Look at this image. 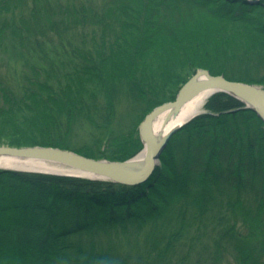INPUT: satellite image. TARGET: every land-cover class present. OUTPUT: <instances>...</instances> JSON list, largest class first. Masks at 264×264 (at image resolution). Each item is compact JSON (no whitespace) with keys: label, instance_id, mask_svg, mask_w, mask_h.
<instances>
[{"label":"trees","instance_id":"obj_1","mask_svg":"<svg viewBox=\"0 0 264 264\" xmlns=\"http://www.w3.org/2000/svg\"><path fill=\"white\" fill-rule=\"evenodd\" d=\"M160 1L158 6L154 0H103L92 5L81 1L77 6L75 0H0V7L19 9L30 19L63 12L67 19H48L49 27L61 41L67 38L72 48L47 51L38 45L39 55L30 41L27 54L18 47L10 54L11 61L31 65L32 76L21 75L20 83H26L17 91L8 84L0 86V117L18 110L25 121L34 122L38 137L9 146L58 147L88 158L125 161L143 148L138 127L145 116L174 101L199 70L264 86V75L262 80L251 72L264 61V23L261 34L253 32L237 41L228 40L231 34L224 33L222 41L214 37L209 44L202 34L212 31L203 22L201 29L183 23L180 29L173 23H165L168 29L163 31L153 28L160 25L155 14L173 10L177 3ZM197 1L204 8L220 2L212 8L214 13L237 25L258 22L253 15L264 9V0ZM87 26L100 31L101 43L93 52L85 45L77 47L75 31L83 34ZM146 28L176 49L168 50L169 56L153 69L137 60L143 45L148 47ZM111 30L115 40L107 46L104 41H110ZM127 33L135 37L134 42L127 44ZM3 34L1 29L0 39ZM105 65L116 66L119 75L113 76ZM57 66L89 86L80 81L81 93L58 94L54 91ZM123 96L132 97L138 105L126 119L140 117L138 148L131 155L124 154L125 134L115 127L120 124L115 103ZM29 98L40 107L26 106ZM245 106L230 95H212L204 106L206 112L180 129L165 158L162 152L161 165L152 177L137 185L0 170V264H190L208 236L214 237L222 264L220 255L232 248L238 264H260L264 255V122ZM43 111L48 120H37ZM86 125L91 133L84 130ZM4 132L15 137L23 133L0 128V134ZM103 142L106 147L97 158L91 152Z\"/></svg>","mask_w":264,"mask_h":264},{"label":"rangeland","instance_id":"obj_2","mask_svg":"<svg viewBox=\"0 0 264 264\" xmlns=\"http://www.w3.org/2000/svg\"><path fill=\"white\" fill-rule=\"evenodd\" d=\"M75 1H76V5L80 6L81 1L83 2L84 5L85 4L92 5V3L100 4V2H102L103 0H75ZM31 3L32 2L30 1L29 4L31 5ZM160 3H162L160 0H154V6H158V4ZM65 5L66 3L61 4L62 9L63 7H65ZM214 6L219 7L220 2L217 1L216 4L210 3L209 7L204 8L200 6L199 1L197 0H177V3L173 10L165 11L164 9H161L158 12V14H155V18H154L155 23L157 22L160 25H154L153 28H157L159 26L161 31H163L162 29H168L165 26L166 25L165 23H168V25L173 23V24H176L175 26L178 25L177 27L178 29H180L179 25L181 26L183 23L187 27L198 26L201 29V24L203 22L208 26V29L212 31L210 35L207 32H204L202 34V36L209 38L210 40L209 44H213L212 40H215L214 37L218 38L219 41L220 40L222 41L221 35L224 33L231 34L228 40L236 39L237 41H242L245 36L251 35L253 32L254 34L255 33L261 34L259 28H260V25L264 23V9L259 10V12L253 15L254 18L258 19V22L254 20V22L257 23L256 25L254 24V22L246 23L247 25H237L235 23H232L227 18H223V17H220L219 15H216V13H214V11L212 10ZM8 9L9 8L0 7V30L4 29V34L2 35L0 39V86L2 84H8L14 91H17L18 87L26 83L24 80H22L23 84H21L19 77L21 75H23V77L28 76V73L30 74V76H32V74L30 71L31 65L29 64L24 65V64L18 63L17 61L10 60V54L16 49V47L19 48V52H22L23 55L28 53L29 50L27 46H31L30 41L33 42L34 45L36 46L35 49H37L39 55L42 53V51L40 52V50L42 49L37 47L38 45L44 46V48L47 51L54 49L55 47H58L59 49L63 48L64 51H70L72 50V48L69 46V42H68L69 40H67V38H64V40L61 41L59 37L55 34L56 31H53L49 27L48 19H51L55 22L67 19L66 15H64L63 12L57 11L55 12L54 15L50 14V16L48 17L47 15L45 16L44 14L42 18L38 17L37 19H30L29 17L30 15H28L27 13H26L27 15L25 14V16L23 17L22 14L18 11L19 9H15V8H12L10 10ZM23 18H27L30 20L23 21ZM85 29L87 30L83 34H82V30L80 29L79 30L81 31V33L79 32V30L75 31V35H77L79 39V43L77 47L81 46L84 48V45H85L86 50H88V52H93L95 48L96 49L98 48L96 47V45H99V43H101L100 31L98 28L96 31H93L90 29L89 26H87V28ZM146 29H147L146 32L148 34H146L145 37H150V38L147 39L144 37V40L146 42V45H148V47H144L143 45V47L140 50L139 56L137 57V60L141 66H145L149 69H153L157 67L158 63H161V61L163 60L162 58L165 55L169 56L168 50H171L172 52H174L176 49L173 43H171L168 40H165L164 38H161V36L154 37L152 28H146ZM39 30H43L44 32L40 33ZM150 32H151V35L149 34ZM43 33L48 34L49 38L44 37L42 35ZM115 34L116 33L113 30H111V35L110 34L107 35L108 38L110 37V41L107 38H105L104 44L108 46L109 42L111 43L114 42ZM126 36H127V39H126L127 44L130 42H134L133 41V39L135 38L134 36L128 37L129 33H127ZM253 36L257 37L258 35L256 36L253 35ZM262 38H264V35L262 36ZM23 42H24V45H22ZM39 42L41 44H39ZM124 45H126V43H124ZM190 47L191 49H194L195 46L194 47L190 46ZM104 49L107 50V48H104ZM194 50L198 51L197 48H195ZM33 54H36V53H33ZM257 66L259 67V69L253 70L252 68L251 72L258 75L259 78L262 79L261 77L264 75V61H261L260 63H258ZM115 67L116 66L111 65V68H108L105 65L104 68L106 70L109 69L113 76H117L120 73V69H118L117 67L115 68ZM57 70L54 72L57 77V80L54 86L55 92H58V94H69L72 96L73 94H75V92L81 93L83 86L82 88H79L77 86L81 85L80 81L84 83L85 80L80 79V78L74 79V76H71L69 72L66 71L65 67L62 68L63 72H61L62 70L59 66H57ZM176 72L180 73V71L178 70ZM84 84L85 86H89L87 83H84ZM255 85H258V84H255ZM258 86L264 89L263 85H258ZM74 88L76 89V91H74ZM0 96H1V93H0ZM131 98L123 96L120 98L119 102L115 103V108L117 112L116 121L120 123V124H116L115 127L118 131L122 130L125 134L126 140L124 143L121 144V146L125 145L123 147V152L125 155L133 154L135 150L138 148L137 141H138L139 136H138V133H136V129L138 127L137 125H138V121L140 117L133 118V120L126 119L127 113L131 114L133 113L134 110L138 108V105L136 106L137 103L134 102V99L132 100ZM25 104L28 107H32V106L40 107L36 101L30 100V98L27 101H25ZM42 108L45 109L43 104H42ZM205 112L206 110L204 108L203 111L199 113L198 115H201ZM34 119L36 120V118ZM37 120H48V114L46 113V111L39 113ZM176 124L177 122L173 125L172 130H171V132L173 133L171 134V137L169 138V143L165 146L163 150L164 151L163 158H165L168 155V152L170 151L172 144L179 137L178 133L181 128H175ZM86 126L87 128L84 127V130L87 132H90L89 130H92V129H90L88 125ZM0 128L23 132V133H20V135L16 137L14 135L7 136V135H10L11 132H4L5 134L3 135L0 134V147H12V146H9L11 142L18 143L24 140L31 141V139L34 140L36 137H38V135H35V134H38V132L36 131L34 122L25 121L23 118V115L18 110H15V112L12 113L9 117H0ZM81 134L85 135L83 133ZM80 141H83V140H80ZM106 143L103 142V145L101 147L94 148V151L91 152L92 155H94L97 158L101 157L102 156L101 153L104 149L103 146H105ZM24 147H35V146H24ZM15 148H23V146L15 147ZM143 148H144V145H143ZM143 148L140 151H138L132 158L139 156L141 152L143 151ZM160 165L161 163L159 164V166ZM0 170H5V169H0ZM8 171H14V170H8ZM16 172H21V171H16ZM27 173H30V172H27ZM213 244H214V237L209 238L208 236V239L203 240V242L200 243V249H198V251L194 254V256L192 257V261H190V264H198L199 261H200V264H222V262H220V260L217 259L218 253H217V250L216 251L214 250L215 246H213ZM224 244L229 245L226 242ZM207 247H208V252H206L205 250V248ZM232 247L233 246H231V248ZM232 249L235 250V248H232ZM232 249H231L232 253L225 252L224 254L220 255L221 258L224 257L223 264H238L235 261V254H234L235 251ZM259 260H261L260 264H264V255L260 257Z\"/></svg>","mask_w":264,"mask_h":264},{"label":"water","instance_id":"obj_3","mask_svg":"<svg viewBox=\"0 0 264 264\" xmlns=\"http://www.w3.org/2000/svg\"><path fill=\"white\" fill-rule=\"evenodd\" d=\"M200 91H209L210 96L216 93L230 95L242 101L243 104L249 105L264 122L263 88L255 84L231 81L223 75H212L207 70H199L182 86L174 101L156 107L139 125V135L144 145L143 149L146 150L145 158L142 161L138 156L125 161L94 159L71 150L44 146L0 147V156H13L56 163L76 171L77 174L14 171L108 180L120 184L137 185L149 179L150 175L155 171L157 166L155 160L173 133L170 132L165 138L157 140L152 131L153 121L162 113H168L167 118L169 116L176 118L181 108ZM89 175L93 178L88 177Z\"/></svg>","mask_w":264,"mask_h":264},{"label":"bare ground","instance_id":"obj_4","mask_svg":"<svg viewBox=\"0 0 264 264\" xmlns=\"http://www.w3.org/2000/svg\"><path fill=\"white\" fill-rule=\"evenodd\" d=\"M210 97L211 96L209 91H200L181 108L176 118H174L173 116H169L167 118L168 113L160 114L153 121L152 125V131L155 138L157 140L165 138L171 132L172 127L176 122L177 124L175 128H182L183 126H185L203 111L204 106ZM245 107L251 108L249 107V105H246ZM164 148L161 150V152L158 154V158L155 160L157 166H159V164L161 163L160 155L162 154ZM145 154L146 150L143 149L138 158H140V160L142 161L145 158ZM0 169L23 170L31 172L38 171L42 173L77 174L76 171L56 163H49L35 159L18 158L13 156H0ZM153 173L150 175V177H152ZM88 177L93 178L91 175H89Z\"/></svg>","mask_w":264,"mask_h":264}]
</instances>
